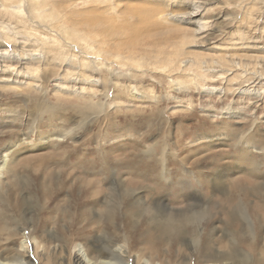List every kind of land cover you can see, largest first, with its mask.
<instances>
[{
  "label": "rangeland",
  "instance_id": "rangeland-1",
  "mask_svg": "<svg viewBox=\"0 0 264 264\" xmlns=\"http://www.w3.org/2000/svg\"><path fill=\"white\" fill-rule=\"evenodd\" d=\"M158 3L168 28L195 16L189 35L144 36ZM0 53V81L24 87L0 99V259L86 264L130 231L118 264H264V0H0ZM31 97L59 103L57 120L31 124ZM155 111L164 137L135 116ZM161 195L190 211L171 240L156 236Z\"/></svg>",
  "mask_w": 264,
  "mask_h": 264
},
{
  "label": "bare ground",
  "instance_id": "bare-ground-1",
  "mask_svg": "<svg viewBox=\"0 0 264 264\" xmlns=\"http://www.w3.org/2000/svg\"><path fill=\"white\" fill-rule=\"evenodd\" d=\"M166 4H164V6H165ZM163 7V5L160 3H158L157 5H156V7H151V8H148L147 10H146V12H147V16H146V23L148 24V26H149V28H148V30H145V33H144V36L146 37V38H151L152 37V35L154 34H156L157 32H158V34L159 33H161V34H164V35H167V34H171V38H177V39H180L181 38V36L180 35H177V34H180V33H186L187 35H189V33L187 32V30H193L192 29V25L190 24V23H193L194 24V19L195 18H193V17H195V16H190V18L189 19H186V20H189V24H188V26H185V27H180V28H168L167 26H165V24H163L162 22L160 23V21H164V19L167 17V14L166 13H164L163 12V10H161L160 11V7ZM159 11H160V13H159ZM194 15V14H193ZM183 23V22H182ZM185 23V22H184ZM187 24V23H186ZM160 35V34H159ZM186 35V36H187ZM7 53H0V61L2 60V58L6 55ZM15 55V54H14ZM16 56V55H15ZM25 58V57H24ZM96 66V65H95ZM97 67V66H96ZM95 67V68H96ZM98 68H96V70H97ZM77 78H79V77H75V79L77 80ZM81 80V79H80ZM83 80V79H82ZM87 81H89V80H87ZM92 81H94V80H92ZM89 83H91V80L89 81ZM10 87V89L11 90H19V91H22V90H24V87H22V82H19V81H14V80H12V81H8V80H4V81H0V99L2 100V98H3V95H2V91L4 90V89H7V88H9ZM73 92H71V91H67V92H65V93H69L70 95H73L74 93L76 94V96H78L77 95V92L75 91V90H72ZM205 91H207V92H209V93H212V92H215V90L214 89H207V90H205ZM83 92V91H82ZM19 96H23L24 97V94H18ZM82 96V95H81ZM133 96L134 97H138V94L136 93V92H133ZM146 96V95H145ZM33 97H38L37 95L36 96H33ZM4 98H6V95L4 96ZM35 98H30V99H28L25 103H23V104H30V105H33L32 107H34L33 109H35L36 108V110H37V115H36V117L34 118V120H33V123H31V124H35V120L36 119H38L39 121H43L44 119H46V120H52V122L53 121H55V120H57V115H56V109L59 107V103H51V102H49V101H44V102H39V99H35ZM6 99H8V98H6ZM14 102H15V100H13ZM20 103V102H19ZM22 104V103H21ZM12 105V104H11ZM2 106V105H1ZM14 106V105H13ZM27 106V105H26ZM25 106V107H26ZM64 106V105H63ZM24 107V106H23ZM31 107V106H30ZM160 107V106H159ZM10 108V107H9ZM19 108V107H18ZM22 108V107H21ZM6 108H4L3 110H5ZM15 109H16V107H15ZM32 109V108H31ZM30 109V110H31ZM13 110V109H12ZM22 110V109H21ZM160 110V109H159ZM9 111V110H8ZM10 111H11V109H10ZM23 111V110H22ZM4 112V111H3ZM14 112V111H13ZM16 112V111H15ZM30 112V111H29ZM24 113V112H23ZM31 113H33V112H31ZM36 113V112H35ZM60 113V112H59ZM10 114V113H9ZM16 114V113H15ZM27 115V114H26ZM33 115V114H32ZM86 115V117H87V114H85ZM11 116V115H10ZM15 116V115H14ZM25 116V115H24ZM29 116V115H28ZM135 116L137 117V119H138V121H139V125L140 126H144V127H151L152 125L154 126V125H157L158 127H159V129H160V131L159 132H163V135H162V132H161V136L162 137H164V131H163V128H164V121H163V119H162V112H161V114L159 113V111L156 113V111H155V113H149L148 114V112L145 114V115H141V117L139 118V116H137L136 114H135ZM8 118H11V117H9V116H7ZM32 117V116H31ZM85 117V118H86ZM230 117V116H229ZM228 117V118H229ZM5 118V117H4ZM227 118V117H226ZM1 119V118H0ZM12 119V118H11ZM14 119V118H13ZM21 119H22V117H21ZM243 119V118H242ZM16 120V119H15ZM29 120H30V118H29ZM134 120V119H133ZM231 120V119H230ZM236 121V120H235ZM10 122H11V120H10ZM19 122V121H18ZM32 122V121H31ZM228 122V121H227ZM14 123H16V122H14ZM136 123V122H135ZM251 123V122H250ZM43 124V123H42ZM25 125H27V124H25ZM28 125H30L29 123H28ZM251 126V125H250ZM249 126V127H250ZM259 126V125H258ZM138 127V126H137ZM166 128V127H165ZM225 128V127H224ZM257 128V127H256ZM251 129V128H250ZM231 130V129H230ZM150 131H152V130H150ZM182 133H181V132ZM180 131H179V133H181V134H184L185 133V130L183 129V128H181L180 129ZM232 131H233V129H232ZM238 131V130H237ZM260 131V130H259ZM234 132V131H233ZM148 133V132H147ZM237 133V132H236ZM239 133V132H238ZM245 133V132H244ZM255 133V132H254ZM229 134V133H228ZM53 135H59V136H62V137H66L67 138V135H63V134H61V133H54V134H52V136ZM146 135V134H145ZM180 135V134H179ZM178 135V136H179ZM230 135V134H229ZM233 134H231V136H232ZM237 135V134H236ZM251 135V134H250ZM161 136H159L160 138H161ZM181 136V135H180ZM208 136V135H207ZM211 136H213V138H214V135H211ZM244 136V135H243ZM264 136V135H263ZM48 137V136H47ZM248 137H249V135H248ZM251 137V136H250ZM254 137V136H253ZM252 137V138H253ZM260 137V136H259ZM49 138V137H48ZM146 138V137H145ZM156 138L157 137H155V140H156ZM159 138V139H160ZM166 138V137H165ZM197 138H200V139H203V138H206L205 136H203V135H199ZM251 138V139H252ZM260 138H262V137H260ZM46 139V138H45ZM179 140H182V138H178ZM210 139V138H209ZM217 139H221V138H215L214 140L211 138V141L213 140V141H215V140H217ZM224 139V138H223ZM229 139V138H228ZM233 139V138H232ZM236 139V138H235ZM263 139V138H262ZM55 140V139H54ZM161 141L160 142H162V141H164L165 139L163 138V139H160ZM204 140V139H203ZM207 140V139H206ZM234 140V139H233ZM257 140V139H256ZM16 141V140H15ZM245 141H247V140H245ZM249 141H251L250 139H249ZM260 142H261V140H259ZM17 142V141H16ZM53 142V141H52ZM154 142V141H153ZM200 142V141H199ZM198 142V143H199ZM207 142V141H206ZM253 142V141H252ZM5 143H8V142H5ZM10 143V142H9ZM193 143V142H192ZM208 144H209V142H207ZM214 143V142H213ZM246 143V142H245ZM249 143V142H248ZM255 143H256V141H255ZM155 145L154 146H156V148L157 147H159V143L157 142V141H155V143H154ZM161 144V143H160ZM212 144V143H211ZM210 144V145H211ZM260 144V143H259ZM13 145V144H12ZM12 145H10V144H6V145H4V147H3V149L5 150V151H8V150H11V148L13 147ZM263 145V144H262ZM163 146H165V144L163 145ZM203 146V145H202ZM205 146H206V144H205ZM162 147V146H161ZM179 148H180V146H179ZM260 148V147H259ZM258 148V149H259ZM158 149V148H157ZM161 150V149H160ZM160 150H159V152H160ZM170 150V149H169ZM260 150H263V149H260ZM166 151V150H165ZM182 151V150H181ZM170 152V151H169ZM164 152H163V149H162V154H163ZM150 154V153H149ZM169 154H171V153H169ZM159 155H161V154H159ZM10 156V155H9ZM168 157V156H167ZM174 157H175V155H174ZM8 158V157H7ZM159 158H161V157H159ZM177 158H178V156H177ZM243 158H245V157H243ZM248 158V157H247ZM241 159V158H240ZM239 159V160H240ZM159 160V159H158ZM185 160V159H184ZM183 161V160H182ZM250 161V160H249ZM253 161V160H252ZM137 162V163H136ZM148 161H136V160H133V163H136L138 166H139V168H141V170L143 171V168H145V170H146V172L145 173H147V171H148V169H146V167H148V163H147ZM156 162V161H155ZM158 162V161H157ZM184 162V161H183ZM241 162V161H240ZM248 162V161H247ZM139 163V164H138ZM5 164L8 166L9 165V162H7V159H6V157L3 159V165L5 166ZM131 164H132V162H131ZM249 164V163H248ZM257 164V163H256ZM150 166V165H149ZM254 167V166H253ZM151 168V167H150ZM157 169V168H156ZM140 170V169H139ZM152 170V169H151ZM151 170H150V173H147L145 176H143V177H148V178H150L151 180H154L155 182H157V184H158V188H159V190H160V192H162V189H161V186H160V184L162 183L161 181V176L159 175L160 174V170L158 171L159 173H156L155 171H153V172H151ZM162 171V170H161ZM149 172V171H148ZM169 175V174H168ZM222 175V174H221ZM163 176H164V173H163ZM198 176V175H197ZM202 176V175H201ZM143 177H142V181H143ZM168 178V177H167ZM170 178V177H169ZM200 178V177H199ZM221 178V177H220ZM221 180V179H220ZM136 182H139V179H136V181H135V183ZM119 183H120V181H119ZM206 183V182H205ZM138 185H139V183H138ZM220 185V184H219ZM120 186V185H119ZM124 186V185H123ZM137 189V188H136ZM117 191H118V189H116ZM165 190V189H164ZM127 191V190H126ZM129 191V190H128ZM131 191V190H130ZM132 192H134V191H132ZM125 193V192H124ZM122 194H123V192H122ZM132 194V193H131ZM130 194V195H131ZM165 194V193H164ZM127 195V194H126ZM87 198V197H86ZM141 198V196H138L137 197V199H140ZM190 198H192V199H196V194L195 193H192L191 194V196H190ZM153 199H155V200H153L152 202H150V205H152L153 207H154V209H155V211H156V213L158 214V216L160 217H158V218H156L157 219V222H156V224H157V226L158 227H156V236H164V240H171V238H172V236H181V228L182 227H184V225L186 224L185 223V221H182V220H184L183 218H187V217H189V215H190V211L188 212V214L187 213H185V214H181V215H178V216H176V215H174V214H176V213H174V214H172L171 212H170V210H172V208H170L169 207V202L168 201H164V195H161V196H159L157 199L155 198V197H153ZM91 201H93V200H91ZM142 204V203H141ZM139 205V204H138ZM130 206V205H129ZM128 206V207H129ZM127 207V208H128ZM133 209V208H132ZM131 210V209H130ZM172 212H174V211H172ZM187 212V211H186ZM133 213V212H132ZM137 213V212H136ZM83 219V218H82ZM130 230V229H129ZM81 233V232H80ZM42 237V236H41ZM117 237V236H116ZM119 238V237H118ZM152 239H153V241H148V243H147V249H150V250H153V251H156V250H159L160 249V246H159V244L156 242V240H155V234L154 235H152V237H151ZM158 237H156V239H157ZM40 239V238H39ZM172 239H174V238H172ZM178 239H179V237H178ZM69 240V239H68ZM119 240V239H118ZM139 241H140V239H139V235L138 234H134V233H132V232H130L129 231V234L128 235H126V237L123 239V243H121V244H118L119 246L118 247H116L115 249L112 247V246H114L113 244H115L117 241H116V239L113 237V239H110L109 241H97V243H95L94 244V247L95 248H93L92 249V247H90V246H88L87 247V249H86V257L88 258V262L86 263V264H118V263H120V260H122L124 257L126 258V256H123L124 254V252H126V251H128V250H130L131 251V249H133V248H136L137 246H138V244H139ZM158 241V240H157ZM172 242V241H171ZM120 243V242H119ZM117 244V243H116ZM162 244H164V243H162ZM167 245V244H166ZM165 246V245H164ZM26 250V249H25ZM129 252V251H128ZM157 253H158V251H157ZM22 254H23V252H22ZM140 254H142V253H140ZM17 255V254H16ZM20 256H22V255H20ZM78 257V256H77ZM3 261H2V263H0V264H18L20 261H18V259L16 258H11L10 256H3ZM2 259H0V260H2ZM25 260V259H24ZM79 260H80V256H79ZM264 260V259H263ZM51 262H53V261H51ZM84 262V261H83ZM85 263V262H84ZM27 264V263H26Z\"/></svg>",
  "mask_w": 264,
  "mask_h": 264
}]
</instances>
